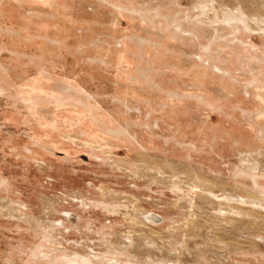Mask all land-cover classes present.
Returning <instances> with one entry per match:
<instances>
[{"label": "rangeland", "instance_id": "rangeland-1", "mask_svg": "<svg viewBox=\"0 0 264 264\" xmlns=\"http://www.w3.org/2000/svg\"><path fill=\"white\" fill-rule=\"evenodd\" d=\"M237 5L0 0V264H145L117 232L158 251L171 217L175 239L221 254L217 219L187 228L177 195L128 172L193 169L219 193L256 197L253 176L264 195L263 172H250L264 168V23ZM133 194L166 224L125 221ZM259 216L246 230L257 249L234 262L264 264Z\"/></svg>", "mask_w": 264, "mask_h": 264}, {"label": "bare ground", "instance_id": "bare-ground-1", "mask_svg": "<svg viewBox=\"0 0 264 264\" xmlns=\"http://www.w3.org/2000/svg\"><path fill=\"white\" fill-rule=\"evenodd\" d=\"M237 2H238L237 10L238 12H242L239 14V16L242 17L244 13L245 16L247 17L251 16V19H248V21L252 23L250 25L252 28L254 29L258 28V25H260V23L262 22L264 23V0H237ZM208 7L209 6H204L203 8H208ZM211 15L213 19L217 16V14H211ZM259 30H261V28H259ZM122 132L124 131H121V133ZM247 160L250 159H246L242 157L243 163L245 164L247 163L250 167V163H252V161L251 160L247 161ZM140 167H141L140 171L134 173L133 171L128 170L129 171L128 174L130 173L129 175L135 179L143 178L153 183H156L162 186L163 188L168 187L173 194L177 195L176 196L177 199H175L174 202L175 204L174 207L183 210L184 223L187 226V228L189 227L191 229L198 228L201 225V219L203 218H207L209 221V219H211L212 217L220 222L219 225L222 227L223 230L222 233L224 234L220 235L219 233L218 238L216 236L214 238H215V243L222 248L221 254L226 256L225 257L226 260H224V258L222 259V255L220 254V252L219 253L215 252L214 250L206 248V246L201 247L199 245L194 250L190 249L189 247L190 240L187 238L188 236L187 234L186 237L184 236V234H182L183 239L182 238L175 239V237L178 236L180 230H182L181 229L182 224L179 222H175V220L172 217L168 218V220L173 223L172 225H169L166 231L174 239L165 241L164 240L166 239L164 238L165 236L163 235L164 236L163 237L162 233H158L159 240H154V242H152L159 244L158 251L157 250L153 251L150 248H148L149 245L153 246V244H151V242L150 243L147 242L148 241L147 239H136L133 232H131V230L127 232L118 231L117 234L120 237L127 238V240L131 242V245H134L131 251L133 252V254L143 259L145 264H250L236 260L234 262V257L241 256L245 258L248 256V253L251 252L254 253L258 247L257 243L253 241L256 239L254 234H256L257 232L254 233L250 232L251 230L246 231L247 229H251L250 227L252 226L251 224H256V223L259 224V222H261L259 218H261L262 216H259V213L264 211V195L260 191L261 188L259 186L258 181L256 180V177L252 176L251 179L253 180L254 185L256 187L255 193L257 196L248 197L244 194H238L237 192H235L236 190H232L231 189L232 187L229 188V186L228 188L227 186L226 187L222 186L223 188L222 191H220V193L222 192L223 193L220 194L219 191H216V187L219 186L218 183H216L212 179L205 177V175H202L198 170H193V169H191L192 171L171 170V173L168 174L166 173L167 171L164 172L161 168L155 167L154 169H151V167H145L144 169V167H142L141 165ZM181 167H186V166L183 165ZM251 167H253V165ZM257 171H261L264 174L263 167L261 168L260 166H257L255 167L254 170L253 168L250 169V172L252 173L251 175H254V173L256 174ZM240 173L244 175V173H247V171L246 172L240 171ZM240 173H238L239 174L238 176H241ZM104 191L106 195L108 194H114L116 196H119V194L121 195V193H118L117 191H109L105 189ZM258 194L260 195L259 197ZM134 195L135 194H133L132 197L131 196L127 197V199H131L132 202L131 205H123L124 207L123 216L125 221L133 225L139 224L140 226H142V224L144 226L146 225L162 226L166 224L168 220H166L165 217L155 214H150L147 212L145 213L144 211H142L141 208L139 209L137 207L139 200L137 199V197H134ZM114 199H116V197ZM198 202H201L203 204L201 205ZM115 210L116 212L117 211L119 212L118 209ZM139 217L143 219V222H140L139 221L140 219H137ZM245 223H247L246 225L250 223L249 228H246L248 226L245 227ZM258 224H256L257 227ZM198 230H200V227ZM253 231L255 230L253 229ZM162 237L164 239H162ZM132 239H134V241ZM249 239L253 241V242L250 241L253 245H247ZM211 254L212 256H209Z\"/></svg>", "mask_w": 264, "mask_h": 264}]
</instances>
